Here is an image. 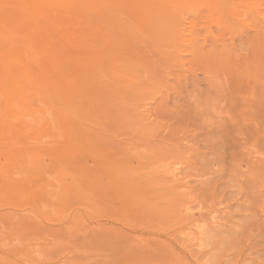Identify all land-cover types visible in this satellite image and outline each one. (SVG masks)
Wrapping results in <instances>:
<instances>
[{"label": "rangeland", "instance_id": "374dc122", "mask_svg": "<svg viewBox=\"0 0 264 264\" xmlns=\"http://www.w3.org/2000/svg\"><path fill=\"white\" fill-rule=\"evenodd\" d=\"M70 1L0 0V264H264V0Z\"/></svg>", "mask_w": 264, "mask_h": 264}, {"label": "bare ground", "instance_id": "6f19581e", "mask_svg": "<svg viewBox=\"0 0 264 264\" xmlns=\"http://www.w3.org/2000/svg\"><path fill=\"white\" fill-rule=\"evenodd\" d=\"M47 1H49L50 3H47ZM47 1L46 2H40V3L34 2V3H32L34 6L31 7V0H19V3L22 6L25 14L29 18V22H30L29 25L31 24V21H32V23H34V25L37 29V32H39L40 28H41L40 24H39L40 23L39 17L43 14V13H41V7L42 6H44V5L52 6V7L63 6V5L72 6L73 2H74V1H70V0L69 1H67V0H53V1L47 0ZM46 16L47 15H45V18H46ZM41 19H42V17H41ZM10 29H12V28H10ZM9 30H7V32L3 33V36L5 37L4 40L9 39L6 37H12V38H15V36L18 38L20 37V39L22 40L21 44L25 45L24 48H22L25 51V53L20 50V47H19L20 45L19 46L13 45V46L9 47L8 49H5L4 53H6V55L9 57L13 56V59L15 60V62L17 61L16 73L19 76L18 77L16 76L17 78L11 82V86H10L11 88L4 90L1 94L2 100H3V106H4L3 109H5L11 117H19V116H25V115L28 116V115H31V77H33V76L31 73V64H30L31 58L27 56L26 51H28L29 49L31 50V36H27V34H24L25 31L22 33L21 32L22 30H20V31L15 30V31H12L11 33H9L10 32ZM183 37H184V35H183ZM59 38L64 44L67 45V47H69L71 49L74 48L73 50H75L76 47H78L80 45L79 42H81L79 40L80 39V32L76 33L74 30L69 31L68 34L66 32H63L62 38L61 37H59ZM43 40H44V38L40 39V41H43ZM113 40H111V41H113ZM79 47L81 48V45ZM113 47H114V45H113ZM77 51H78V49H77ZM103 58H105V57H103ZM55 59H57V58H55ZM67 62L70 64V59ZM55 66L57 69L61 70V62L60 61H56ZM51 68H54V67H51ZM59 72L61 73V71H59ZM66 73H68V72L66 71ZM65 77H66V74H65V71L63 70L61 73V79L64 80ZM79 77H80V75H79ZM35 86L37 88V91L40 93V95H43V92L45 93L47 90V87H44L41 85L38 87L36 82H35ZM37 95H38V93H37ZM18 110H21V111H18ZM18 134H22V133L20 132ZM174 176H175V178H177L176 175H174ZM198 225H199V223H198ZM194 226H196V224ZM188 236H190V234ZM194 238H192V239H194ZM190 241H191V239H190Z\"/></svg>", "mask_w": 264, "mask_h": 264}]
</instances>
